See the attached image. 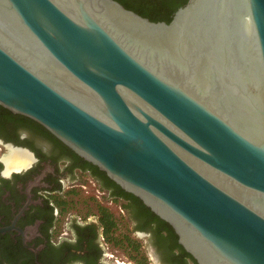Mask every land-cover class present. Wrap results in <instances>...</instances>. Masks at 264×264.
Instances as JSON below:
<instances>
[{"label":"water","instance_id":"water-1","mask_svg":"<svg viewBox=\"0 0 264 264\" xmlns=\"http://www.w3.org/2000/svg\"><path fill=\"white\" fill-rule=\"evenodd\" d=\"M0 105L167 222L197 264H264V0H0Z\"/></svg>","mask_w":264,"mask_h":264},{"label":"flooded vegetation","instance_id":"flooded-vegetation-1","mask_svg":"<svg viewBox=\"0 0 264 264\" xmlns=\"http://www.w3.org/2000/svg\"><path fill=\"white\" fill-rule=\"evenodd\" d=\"M117 1L168 23L187 0ZM54 137L0 105V264H139L134 238L149 264H185L157 220ZM102 208L115 222L110 239Z\"/></svg>","mask_w":264,"mask_h":264},{"label":"trees","instance_id":"trees-1","mask_svg":"<svg viewBox=\"0 0 264 264\" xmlns=\"http://www.w3.org/2000/svg\"><path fill=\"white\" fill-rule=\"evenodd\" d=\"M146 15H147L149 20L158 21L157 20L158 16L152 15V14H146ZM142 16L144 17L145 14H142ZM88 166L90 168L94 169L95 171L99 172L101 174L102 178H104L108 183L116 186V188H118L120 192H123L124 193L123 198H125V196H130L133 200L134 205L141 211V213L143 212L144 215L149 218V220H157L160 223L159 224V226H161L160 230H161V228H164L166 230L167 235L169 236V239H170L172 245L175 247L177 246L180 249L179 257H181L182 261H185V264H186V261H188V260H190V262L192 264H197L195 259L188 252H186L181 245H179L177 243L175 245V241L178 237L175 234L173 228L167 222H165L164 220L160 219L157 215H155L148 207H146L142 203V201L138 197L132 195L131 193H126L119 185H117L114 181H112L109 177H107V175L104 171L99 170L98 167H96L95 165H93L91 163H88ZM118 198H117V200H119ZM101 214H102V217H101L102 222L105 225L106 233L110 239V237H112V227L115 225L114 219L112 218L111 214L108 211H106V209H104V208H102ZM140 246L141 245L138 241H136L135 239L132 240V247H133L132 258L139 264H149L147 257L144 253H142ZM183 259H185V260H183Z\"/></svg>","mask_w":264,"mask_h":264},{"label":"rangeland","instance_id":"rangeland-1","mask_svg":"<svg viewBox=\"0 0 264 264\" xmlns=\"http://www.w3.org/2000/svg\"><path fill=\"white\" fill-rule=\"evenodd\" d=\"M119 222H120V221H119ZM122 222H123V221H122ZM122 222H121V223H122ZM134 239H135L136 241H138V242L140 243V245H141V244L143 245V241H142L141 239H137V238H134ZM145 246H146V245H144V247H141V251H142V253H144V252L146 253V251H144V250H145L144 248H146ZM150 252H151V250L148 251V253H150ZM145 253H144V254H145ZM134 262H135V260H134Z\"/></svg>","mask_w":264,"mask_h":264},{"label":"bare ground","instance_id":"bare-ground-1","mask_svg":"<svg viewBox=\"0 0 264 264\" xmlns=\"http://www.w3.org/2000/svg\"><path fill=\"white\" fill-rule=\"evenodd\" d=\"M21 154V153H20ZM14 155H16V153L14 154ZM13 156V155H12ZM20 156V158H22L23 157V154L22 155H19Z\"/></svg>","mask_w":264,"mask_h":264}]
</instances>
